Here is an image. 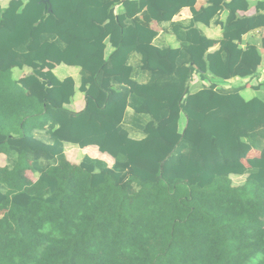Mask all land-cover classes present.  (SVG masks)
<instances>
[{"label":"trees","instance_id":"1","mask_svg":"<svg viewBox=\"0 0 264 264\" xmlns=\"http://www.w3.org/2000/svg\"><path fill=\"white\" fill-rule=\"evenodd\" d=\"M197 1L0 6V264H264V98L220 85L257 73L264 37L241 44L264 27V0L253 15L238 14L250 0ZM153 22L178 46L156 45ZM61 64L79 68V111ZM65 144L113 163H71Z\"/></svg>","mask_w":264,"mask_h":264},{"label":"crops","instance_id":"2","mask_svg":"<svg viewBox=\"0 0 264 264\" xmlns=\"http://www.w3.org/2000/svg\"><path fill=\"white\" fill-rule=\"evenodd\" d=\"M9 1L10 0H0V6L6 7L9 3ZM256 1H260V0H250L252 5L249 8V10H247L245 12L239 11L238 14L239 15H253L255 13V8L253 5L255 4ZM206 2H207V0H198L197 3L195 4V7L199 8L202 5H204ZM118 9H119V7L115 8V11L117 12ZM225 16H226V12L225 11L221 12L220 18L222 20L225 18ZM190 17H191V12H190L189 8L185 7L176 16H174L173 19L174 20H186V19H189ZM151 26L158 31V34L154 40V43L156 45H158V46L171 45L172 47L178 46V42L175 39L174 35L162 31V28L159 27L155 22H153L151 24ZM201 29L208 38H211L214 40H219L221 37V27L219 25L201 26ZM262 37H264V27L260 28L259 30H255V31H252V32L245 34L243 36L241 47H244L246 44H254V45L259 47L260 46V39ZM105 43H106V54H108L111 51V46L109 44V40L106 39ZM216 48H217V45H215L211 50H214ZM259 51L261 53L262 61H261V64L257 70V73L254 76H248V77H245L242 79L237 78V77L231 78L228 82H220V85H222L224 87H230V86H236V85L244 86V89L241 91V94L243 95V97L245 99H250L254 96L264 98V85L261 84L264 82V49L259 47ZM137 62H138V55L135 54L132 58V63L137 64ZM15 69H17V68H15ZM20 71H22L23 73L16 76V77L13 75L12 76L13 79H19L20 77H22L23 75L28 73L30 71V69L24 68V69L19 70V72ZM53 72L60 79L66 77V76H71L74 78V80L76 81V84H75L76 91H75V95L71 99L70 103L67 104V107L73 111L81 110L84 107V94L78 90L77 79H78L79 68L66 66V65L61 64V65L55 66V68L53 69ZM248 82H249V84H248ZM203 84H206V82L200 80L199 77L195 75L193 78V81L191 82L192 91L199 89ZM243 92H244V94H243ZM257 93H259V95ZM184 122H185L184 117H181V120H180V126L181 127L184 125ZM42 134L40 136L45 138V136ZM64 151H65V155H66L67 159L71 163H75V164L79 163V161L81 160V158L84 154H88L90 157H93V158L102 159V160L106 161L108 163V165H111L113 163L112 157H110L108 154L100 153L96 146H87L85 148H78L75 145L65 144ZM77 153H79V155ZM259 154L260 153L258 150L252 149L248 153L247 157H249V158L258 157ZM243 163L247 165L246 160H243ZM5 164H6V157L4 154H0V167L4 166ZM27 176L33 181L37 177L36 174L29 172V171L27 172ZM239 177L245 179L246 174L231 175L230 176L231 180L233 178H239ZM244 179H243V181H244Z\"/></svg>","mask_w":264,"mask_h":264},{"label":"rangeland","instance_id":"3","mask_svg":"<svg viewBox=\"0 0 264 264\" xmlns=\"http://www.w3.org/2000/svg\"><path fill=\"white\" fill-rule=\"evenodd\" d=\"M26 68V67H25ZM19 70L20 69H14L13 71H12V74L16 77V76H18V75H20V74H22L23 72L22 71H20L19 72ZM242 79V78H241ZM252 82V81H251ZM248 84H249V82H248ZM243 94H244V92H243ZM258 95H259V93H257ZM247 97V96H246ZM78 155H79V153H77ZM243 179L244 178H241V177H239V178H233L232 179V182H233V185H239V184H241V183H243Z\"/></svg>","mask_w":264,"mask_h":264},{"label":"water","instance_id":"4","mask_svg":"<svg viewBox=\"0 0 264 264\" xmlns=\"http://www.w3.org/2000/svg\"><path fill=\"white\" fill-rule=\"evenodd\" d=\"M44 2H49V0H44ZM50 9H51V7L49 6L48 10H50Z\"/></svg>","mask_w":264,"mask_h":264}]
</instances>
